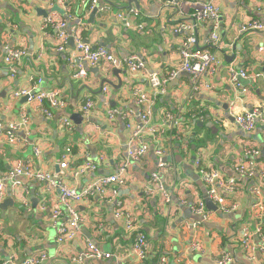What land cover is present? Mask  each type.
I'll use <instances>...</instances> for the list:
<instances>
[{"label": "crops", "instance_id": "1", "mask_svg": "<svg viewBox=\"0 0 264 264\" xmlns=\"http://www.w3.org/2000/svg\"><path fill=\"white\" fill-rule=\"evenodd\" d=\"M53 1L0 0V176L22 161L29 163L33 171L80 191L97 178L113 175L126 159L130 133L142 125L138 114L144 108L137 106L132 96L136 87L149 101L148 124L159 127L164 114L171 113L179 123L173 135H179L187 147L169 133H141L137 143L148 147L143 161L124 172L123 185L113 186L115 198L95 196L71 203L81 216L79 234L63 244L56 240L51 217L52 208L59 202L58 189L26 179H21L17 187H7L0 201V264H22L41 252L48 256L41 264H156L161 256L166 264H214L223 252L231 256L230 264H262L257 250L264 249V212L261 217L255 216L254 205L261 202L264 208V190L260 196L254 195L257 177H241L235 166L245 158V149L256 150L264 163V127L257 125L253 131L244 132L234 124L233 115L255 108L264 114V32L239 31L249 20L264 21V0H190L188 6L178 8L158 0H97L98 12L92 19L86 0H64L63 7H56L59 11L54 10ZM204 2L215 4L219 18L201 23L196 32L197 46L214 54L218 64L202 77L211 84V90L197 93L191 87L190 75L180 70V44L187 34L174 33V29ZM131 9L137 11L136 17L128 15ZM43 13H54L61 20L70 16L66 33L82 20L85 44L93 49L104 47L121 60L138 55L145 69L130 73L123 68L114 75L106 68L85 65L86 75L75 77L76 67L68 62L71 41L67 49L58 51L54 30L42 28L46 17ZM139 24L142 31L137 29ZM212 33L218 36L219 48L206 44ZM11 48L25 51L13 65V76L4 62ZM230 67L258 78L251 82L240 77L233 82ZM173 72L176 75L172 77ZM153 74L167 80L162 94L149 83ZM104 79L107 83L101 88ZM24 89H58L64 107L53 111L49 120L36 104L13 96ZM88 97L94 106L85 116L81 108ZM111 110L118 112L113 119L109 118ZM61 118L71 122L73 131L61 128ZM8 125L17 127L19 143L6 141ZM68 148L69 168L63 171L59 162ZM157 150L164 152L163 160L168 165L162 182L169 203L150 183L157 169ZM199 159L203 167L217 169L226 179L238 182L235 192L223 193L226 205L234 206V211L221 212L215 204L216 210L206 207L207 188L195 166ZM86 163L95 164L97 169L74 178L71 170ZM234 173L240 178L233 177ZM8 199L13 206L4 210L1 205ZM200 201L208 214L202 223H197L191 205ZM24 202L30 213L25 212ZM42 205L44 210L40 209ZM119 205L136 219L137 228L147 238L149 252L144 261L130 253L132 238L114 216ZM62 219L68 220L64 210ZM245 233L251 236L253 253L241 245ZM89 242L111 257L77 259ZM194 243L200 245L201 251L191 249Z\"/></svg>", "mask_w": 264, "mask_h": 264}, {"label": "built area", "instance_id": "2", "mask_svg": "<svg viewBox=\"0 0 264 264\" xmlns=\"http://www.w3.org/2000/svg\"><path fill=\"white\" fill-rule=\"evenodd\" d=\"M163 1L165 5L169 7H176L189 4L190 0H158ZM64 0H54L52 5L55 7H63ZM89 3L90 11L97 8V0H86ZM129 16H137V11L134 9L130 10ZM120 19H123L122 15H119ZM188 20L176 26L174 33H186L187 35L183 38L180 44V58L181 65L180 70L187 72L191 78V87L194 92L199 90H211V84L204 82L202 77L208 72H212L213 68L218 64V61L214 54L207 50L198 48L196 32L198 27L204 21L212 20L216 21L219 18V9L212 2H204L197 6V9L187 16ZM67 20H61L57 18V15L52 13L43 19L42 28H51L54 30V38L56 41V47L58 51L63 52L67 49L69 41H73V49L71 50L68 62L71 67H76L75 77H84L86 75L85 65L92 68H103L111 72L113 70H121L125 68L130 73H135L137 71H142L145 69L144 60L138 55H130L125 59H119L115 57L111 52L106 50L104 47L92 48L91 46L85 44L81 37V32L85 26L82 20L73 26L69 33H66L65 28L67 26V21L72 20L70 16L66 18ZM125 25L127 27L130 24L127 18H124ZM137 29L142 31L143 26L137 25ZM240 33H253V32H264V21L259 22L256 20H249L245 24L241 25L239 29ZM219 39L216 33H212L208 40L207 45L209 47L219 48ZM25 55V51L17 48H11L7 50V54L4 58V62L9 65L11 76L15 74V69L13 67L15 62H18L21 57ZM176 73L173 72L171 76H175ZM229 75L233 82L237 81V78L248 79L251 82H255L258 78L256 75L249 76L244 70L236 71L234 68H229ZM40 83V81H38ZM149 83L151 87L158 89V94L164 92L167 80L164 78H159L157 75L153 74L149 78ZM106 92V88L103 89ZM13 96L25 97L29 104H36L39 110L47 119L53 118V111L60 110L64 107V102L61 99V93L58 89H53L44 92H34L30 89L18 90L14 92ZM132 96L134 98L135 104L141 108L143 111L138 114L142 125L133 130L126 143V159L118 166L115 173L108 177H101L93 180L87 186L78 191L75 188H68L62 184L61 180H54L48 174H42L40 172H35L32 170L29 163H23L18 161L14 167L8 171L5 175L0 176V201L5 197V190L7 187H17L20 185L21 179L35 180L45 183L49 188H57L59 191V202L58 205L52 208V226L56 231V240L59 244H63L72 241L79 234V223L81 222V216L76 211V209L71 205V203H78L82 200H88L95 196H106L108 199H113L116 196V189L113 188L114 185L121 186L124 184L122 175L124 172L132 165L139 164L143 161L148 152V147L143 144H138V138L143 132H150L152 135L155 134H174L175 129L178 127V121L174 115L171 113H165L162 119L161 125L159 127H151L148 123V115H150L149 101L147 96L144 94L143 90L136 87L132 91ZM158 95L156 94V97ZM94 106V101L91 98H86L81 112L83 115H88ZM117 110H111L109 113V118L113 119L117 115ZM27 119L22 120V124H26ZM233 122L236 127L244 132L253 131L256 126L264 127V114L261 109H253L249 112L243 114L233 115ZM61 128H65L68 131H73L74 127L69 120L66 118L60 119ZM0 124V129H2ZM17 127L14 125L6 126V132L4 134L6 141L11 144L19 143L21 139L16 135ZM173 139L176 141L183 142L184 147H187V143L182 141L179 135H173ZM35 155H38V150L36 149ZM155 154L158 157L157 169L150 176V183L153 188L162 194L163 200L166 203L170 202V197L166 193L162 176L163 172L168 166L163 160L164 152L162 150H157ZM71 156V150L68 148L61 156L59 162V168L61 170H67L69 168V160ZM195 166L199 170V175L202 183L207 188V198L215 205L219 207V211L228 213L234 211V206L228 207L226 205V200L223 198V193H233L238 189V182L234 179H226L217 169L205 168L201 164L200 159L195 161ZM97 169L95 164L86 163L83 166L77 167L75 170H71V175L76 178L85 172H94ZM236 172L245 178L257 177L258 185L254 190V195L260 196L261 191L264 190V163L258 158V152L253 149H245V158L238 161L235 166ZM150 192V191H149ZM14 194V193H13ZM23 208L26 213H30L29 205L27 202L23 203ZM41 210L45 209L42 205ZM205 204L203 202H198L191 205L192 214L197 216H202L203 220L206 218L208 212L205 210ZM63 210L68 216V220L63 222ZM264 208L261 202H257L254 205V215L257 217L262 216ZM115 218L124 226V229L129 233L132 238V245L130 248L131 255L139 260L144 261L149 252L148 242L145 234L137 228L136 219L125 213L122 207L117 206L114 214ZM200 223V222H197ZM241 245L247 251L251 253L254 252L255 248L251 244V236L249 233H245ZM193 251H201V247L198 243H194L191 246ZM258 252L261 253L260 261L264 264V249L259 247ZM47 254L44 252L39 253L38 256L30 257L22 264H41L47 260ZM110 254L103 253L98 247L93 243H88L86 250L81 253L77 259L88 258L93 260L109 259ZM253 259V258H252ZM232 261L229 253L223 252L219 255L217 259H214V264H230ZM6 264V263H4ZM156 264H166L165 257L161 256L157 260Z\"/></svg>", "mask_w": 264, "mask_h": 264}, {"label": "water", "instance_id": "3", "mask_svg": "<svg viewBox=\"0 0 264 264\" xmlns=\"http://www.w3.org/2000/svg\"><path fill=\"white\" fill-rule=\"evenodd\" d=\"M54 10L55 11H57V10L59 11V9L56 8V7L54 8ZM97 12H98L97 8H94L92 10V12H91L90 18L92 19ZM47 15H48V13H43L44 17L47 16ZM70 46L73 47V41L72 40H71ZM118 72H119V70H113V74L114 75H116V73H118ZM104 83H107V80H105V79L101 80V88L105 85ZM73 118H75L78 121V117L76 115H74ZM233 177H235L237 179L240 178V176L238 174H235V173H234ZM205 204H206V207L208 209L216 210V206H214V204L210 200L206 199L205 200ZM12 206H13V201L11 199H8L7 201H5V203L3 205H1V208L5 210L6 207H12ZM193 216H195V221L200 222V223L203 222V217L202 216H197L195 214H193Z\"/></svg>", "mask_w": 264, "mask_h": 264}, {"label": "rangeland", "instance_id": "4", "mask_svg": "<svg viewBox=\"0 0 264 264\" xmlns=\"http://www.w3.org/2000/svg\"><path fill=\"white\" fill-rule=\"evenodd\" d=\"M186 215H188V211L186 212ZM50 233H51V234H53V231H52V230H50Z\"/></svg>", "mask_w": 264, "mask_h": 264}]
</instances>
